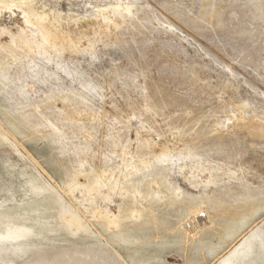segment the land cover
I'll return each instance as SVG.
<instances>
[{
    "label": "rangeland",
    "instance_id": "374dc122",
    "mask_svg": "<svg viewBox=\"0 0 264 264\" xmlns=\"http://www.w3.org/2000/svg\"><path fill=\"white\" fill-rule=\"evenodd\" d=\"M0 211L6 264H264V0H0Z\"/></svg>",
    "mask_w": 264,
    "mask_h": 264
},
{
    "label": "bare ground",
    "instance_id": "6f19581e",
    "mask_svg": "<svg viewBox=\"0 0 264 264\" xmlns=\"http://www.w3.org/2000/svg\"><path fill=\"white\" fill-rule=\"evenodd\" d=\"M84 186L86 187L85 183ZM72 190L77 198L82 197L81 190L76 186ZM131 217V213L122 214L118 207L116 211L112 209L106 210L104 214H100L97 217V220L104 221L109 229H121L127 218ZM202 220L203 217H197L191 222L192 224L190 223V228L199 227ZM36 221L40 223L52 222L49 218L38 216L31 219L29 223H26L19 221V214H9L0 211V264H6V260L9 262L14 260L24 261L30 255V249L28 248L31 244L46 240L49 237V233L45 232ZM121 239L127 241V238L124 236Z\"/></svg>",
    "mask_w": 264,
    "mask_h": 264
}]
</instances>
